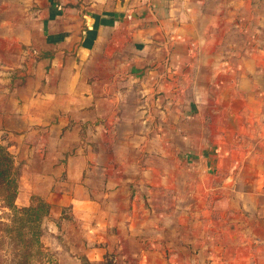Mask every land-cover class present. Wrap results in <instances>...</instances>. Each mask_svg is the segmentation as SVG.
<instances>
[{
	"label": "rangeland",
	"instance_id": "374dc122",
	"mask_svg": "<svg viewBox=\"0 0 264 264\" xmlns=\"http://www.w3.org/2000/svg\"><path fill=\"white\" fill-rule=\"evenodd\" d=\"M58 2L29 0L27 4H20L12 1L10 14L15 21L26 19L27 23L40 20L41 16L50 20ZM78 3H70L72 8L63 6L61 13L69 10L74 16L97 14L96 9L82 8ZM235 10L223 16L234 25L226 34L228 37L221 41L218 50L221 69L214 70L211 82L205 84L200 80V85L195 84L189 71L181 67L174 73L171 69L172 77L165 87L168 88L165 89L166 101L144 104V110L148 107L154 117L141 119V128L136 134L126 132L131 128L119 133L113 129L115 119H108L104 124L106 134L50 136L42 132L45 130L42 127H47L46 122L51 121L47 118L37 120L40 129L30 133L27 141L12 135L10 146L5 147L14 156L17 206L26 204L34 192L56 198L62 190L69 192L74 186L78 190L94 186L97 195L113 193L116 202L126 203L129 209L142 210L139 217L131 213L135 225L132 246L129 232L124 235L122 246L117 245L114 233L105 234L110 246L96 250L101 260L94 264H242L234 262L233 256L225 252L227 247L241 246L242 239L248 237L247 227L254 228L252 222L256 223L252 237L258 233L264 235V230L258 231L259 223L264 224V198L257 195L264 193V39L260 37L264 34V0H251V8L240 6ZM220 24L224 26L223 21ZM224 30L222 27L221 33ZM34 47L27 45L26 52L34 51ZM25 57L31 60L28 65H32L31 56ZM218 74L221 75L216 82ZM11 104L17 108L16 100ZM196 113L202 116L198 120ZM167 129L168 134H163ZM217 130L221 134L216 135ZM84 140L98 146L96 153L90 154L95 165L92 168H97L98 163H106V166L95 170L96 177L84 171V175L90 176L88 179L80 178L83 172L76 168L69 177L75 182H59L57 178L67 174L63 167L67 159L76 155V164L79 158L83 160ZM43 146L49 149L42 152ZM121 171L124 181L120 185L116 176ZM102 176L105 180H100ZM135 176L141 177L139 183ZM65 178L68 180L67 176ZM101 181L105 183L104 191ZM109 201L104 197L99 202V215L105 212L104 202L106 206L113 203ZM146 207L153 208L154 214L146 215ZM63 208L62 216L68 217L67 206ZM167 212L174 219L170 226L162 219ZM76 214L78 219L84 218L87 225L94 220V210L90 207L82 205ZM50 218L42 223L43 238ZM11 219L12 211L0 204V224L9 225ZM104 223L112 231L114 221ZM166 224L168 227L164 230ZM227 225H231L232 230ZM234 233L237 242L232 243L234 236L230 234ZM11 255L9 243L2 247L0 257L8 262ZM83 261L82 258L81 264ZM65 264L71 262L66 260Z\"/></svg>",
	"mask_w": 264,
	"mask_h": 264
},
{
	"label": "crops",
	"instance_id": "0c3cea01",
	"mask_svg": "<svg viewBox=\"0 0 264 264\" xmlns=\"http://www.w3.org/2000/svg\"><path fill=\"white\" fill-rule=\"evenodd\" d=\"M12 1L27 4L29 0H0V146L4 147L10 146L12 135L27 141L30 133L40 129L37 120L47 118L51 121L46 122L47 127H42L45 128L42 132L50 136L106 134L104 124L108 119H115L116 124L111 129L123 133L124 128H131L126 132L136 134L141 128V119L154 117L148 107L144 110V104L166 101L165 89L168 88L165 87L169 86L171 69L174 73L181 67L189 71L195 84L211 82L214 70L221 69L218 59L221 41L228 37L226 34L234 25L223 16L240 6L251 8V0H59L62 6L54 4L56 8L50 20L41 16L40 20L27 23L26 19H12L9 6ZM70 3H78L82 8L92 7L98 12L76 16L69 10L61 13L63 6L72 8ZM222 27L224 33H221ZM260 37L264 39V34ZM27 45H35L34 51L26 52ZM26 55L31 56L32 65H28L31 60H27ZM12 71L18 74L12 75ZM12 100L17 101V108L12 107ZM196 114L197 120L202 117ZM231 115L234 118V114ZM168 129L162 133L168 134ZM217 134L221 131L217 130ZM219 139L220 136L218 144L221 143ZM83 142L86 146L81 154L83 160L79 158L76 164V155L67 159L63 163L67 174L59 176V182H75L69 177L76 168L83 172L80 178L88 179L90 176L84 175V171L96 177L95 170L106 166V163H98L97 168H92L95 165L90 154L96 153L97 145L92 146L89 140ZM46 148L49 146H43L42 152ZM117 178L121 185L124 181L122 171ZM140 178L135 176L136 183ZM100 180H105L104 176ZM101 184L103 189L105 183L101 181ZM95 190L94 186L86 190L74 186L69 192L62 190L56 198L34 192L24 204H29L32 195L49 203L44 221L51 218L45 224L42 241L56 253V264H65L66 260L81 264L82 258L92 264L100 261L96 250L110 246L105 234L114 233L118 246L123 245L127 232L132 238L135 230L132 214L139 217L142 210L129 209L126 203L116 202L113 193L97 195ZM257 195L264 198V193ZM104 197L113 203L101 204L106 209L99 215V202ZM82 205L94 210V220L89 225L84 218L76 216ZM64 206H67L68 217L62 216ZM145 213L154 214V209L146 207ZM162 216L169 226L174 222L170 212ZM110 219L114 221L112 231L104 223ZM82 224L83 229L80 228ZM252 225L253 229L247 227L248 237L242 239L241 246L236 249L228 246L225 250L233 256L234 262L264 264V235L258 233L252 237L256 223ZM263 226L259 223V232L264 230ZM166 227L168 224L163 229ZM227 228L232 230L231 225ZM231 235L234 238L230 241L237 242V234ZM132 242L133 239L131 246Z\"/></svg>",
	"mask_w": 264,
	"mask_h": 264
},
{
	"label": "trees",
	"instance_id": "16d2710c",
	"mask_svg": "<svg viewBox=\"0 0 264 264\" xmlns=\"http://www.w3.org/2000/svg\"><path fill=\"white\" fill-rule=\"evenodd\" d=\"M17 193L13 155L0 146V204L12 211V223L0 224V251L10 243L12 257L8 262L0 257V264H56V253L42 241V223L48 216L49 203L32 195L29 204L19 207L15 204ZM83 260V264H92Z\"/></svg>",
	"mask_w": 264,
	"mask_h": 264
}]
</instances>
